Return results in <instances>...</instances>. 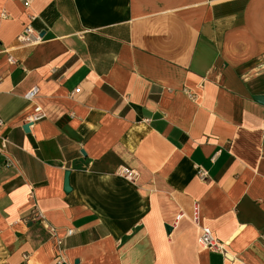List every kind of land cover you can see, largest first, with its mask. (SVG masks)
<instances>
[{"label": "crops", "instance_id": "crops-1", "mask_svg": "<svg viewBox=\"0 0 264 264\" xmlns=\"http://www.w3.org/2000/svg\"><path fill=\"white\" fill-rule=\"evenodd\" d=\"M26 1L0 0V264H56L55 235L65 264H264V0Z\"/></svg>", "mask_w": 264, "mask_h": 264}, {"label": "built area", "instance_id": "built-area-1", "mask_svg": "<svg viewBox=\"0 0 264 264\" xmlns=\"http://www.w3.org/2000/svg\"><path fill=\"white\" fill-rule=\"evenodd\" d=\"M25 4L28 6L30 4V0H27ZM32 20H33V18H32ZM19 40L24 45H36L37 43H39V41L41 39L38 35L35 34L32 26L28 25L25 28L23 34L20 35ZM9 61L14 62V60L11 57L9 58ZM38 91H39V89L37 87L32 88L30 91H28L26 93L25 99H27L28 101H33L37 97ZM76 92H78V90ZM45 118H46V115H45L43 109L39 106H36L34 108L33 113L30 115L29 120L31 122L35 123V122L42 121ZM5 127H6L5 122L0 118V141H1V143H0V154H5L7 148L10 144V140L8 139V137H6L4 135ZM11 165H12L11 161L8 160L7 166H11ZM122 173L126 178H130V179H133L136 176V174L134 172L129 171L127 169H124L122 171ZM197 175L202 181H207L209 179L208 171L202 167L197 168ZM183 216H184L183 214H180L178 216V221ZM30 220H32L34 222H38V223L44 222L45 221V215L38 208H35L31 212ZM191 220L196 225H200V223H201V211H200V207H199L198 203H196L194 206L193 215L191 217ZM201 229H202V232H201V235L198 239L200 246L206 250L211 251V252H216V253L226 255L225 243L218 240L213 235V232L209 227L202 226ZM52 233L55 234V230H52ZM69 235H71V231L69 232ZM55 237H56V247L59 251L58 255L60 257L57 260L56 264H65L63 257L61 255L63 240L58 238L56 235H55Z\"/></svg>", "mask_w": 264, "mask_h": 264}, {"label": "water", "instance_id": "water-1", "mask_svg": "<svg viewBox=\"0 0 264 264\" xmlns=\"http://www.w3.org/2000/svg\"><path fill=\"white\" fill-rule=\"evenodd\" d=\"M256 100L263 103L264 97H258ZM24 129L26 132H29V125L25 126ZM65 188H66V190L69 189V173H66ZM168 231H170V228H168Z\"/></svg>", "mask_w": 264, "mask_h": 264}]
</instances>
